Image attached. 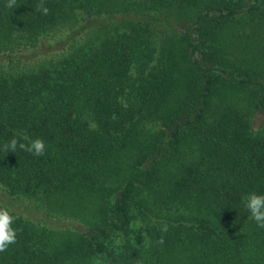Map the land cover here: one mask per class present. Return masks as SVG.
Returning <instances> with one entry per match:
<instances>
[{
    "label": "trees",
    "instance_id": "trees-1",
    "mask_svg": "<svg viewBox=\"0 0 264 264\" xmlns=\"http://www.w3.org/2000/svg\"><path fill=\"white\" fill-rule=\"evenodd\" d=\"M40 2L0 0V149L46 146L0 150L42 213L0 264H264V0Z\"/></svg>",
    "mask_w": 264,
    "mask_h": 264
},
{
    "label": "clouds",
    "instance_id": "clouds-1",
    "mask_svg": "<svg viewBox=\"0 0 264 264\" xmlns=\"http://www.w3.org/2000/svg\"><path fill=\"white\" fill-rule=\"evenodd\" d=\"M16 0H8L7 7L13 8ZM43 15H47L49 9L44 5L43 0L37 5ZM17 148L29 152L35 156L45 154L46 146L42 138L32 139L23 135L19 139L14 136L2 146V151L15 153ZM242 203L249 213V219L255 222L258 228L264 229V194L250 193L242 197ZM15 217L8 206H0V253L5 252L10 245L16 243L17 231L13 227ZM162 243V241H161Z\"/></svg>",
    "mask_w": 264,
    "mask_h": 264
},
{
    "label": "rangeland",
    "instance_id": "rangeland-1",
    "mask_svg": "<svg viewBox=\"0 0 264 264\" xmlns=\"http://www.w3.org/2000/svg\"><path fill=\"white\" fill-rule=\"evenodd\" d=\"M52 54V53H51ZM49 54V55H51ZM48 55V56H49ZM254 122L255 125H260L264 122V118L260 113H257L254 116ZM0 204H3L5 206H8L12 210L16 211L17 213H21L24 216H27L35 221L42 220V213L41 211L33 210L29 208V204L31 203L29 201H18L10 198L9 196L4 195L2 189H0ZM33 208V207H32ZM48 225H57L60 227H66L70 224H68V221L63 220V221H55V220H49Z\"/></svg>",
    "mask_w": 264,
    "mask_h": 264
}]
</instances>
